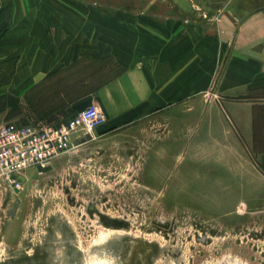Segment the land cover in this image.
I'll use <instances>...</instances> for the list:
<instances>
[{
    "label": "rangeland",
    "instance_id": "rangeland-1",
    "mask_svg": "<svg viewBox=\"0 0 264 264\" xmlns=\"http://www.w3.org/2000/svg\"><path fill=\"white\" fill-rule=\"evenodd\" d=\"M33 1L45 7V0ZM51 1L81 11L87 22L95 18L91 10L170 6L169 0ZM207 21L230 43L237 21L222 12ZM113 64L111 75L119 71ZM216 70L187 99L79 128L43 173L26 169L21 188L1 183L0 264H264V166L212 87ZM12 100L0 89L1 120L54 125L80 111L45 118V81L16 105Z\"/></svg>",
    "mask_w": 264,
    "mask_h": 264
},
{
    "label": "crops",
    "instance_id": "crops-1",
    "mask_svg": "<svg viewBox=\"0 0 264 264\" xmlns=\"http://www.w3.org/2000/svg\"><path fill=\"white\" fill-rule=\"evenodd\" d=\"M169 1L91 10L95 18L87 22L81 11L51 0L45 7L0 0V79L6 80L0 89L16 105L45 81V118L97 102L107 119L123 121L191 97L207 87L219 62L212 87L264 166V0ZM221 12L237 21L230 43L207 21Z\"/></svg>",
    "mask_w": 264,
    "mask_h": 264
},
{
    "label": "built area",
    "instance_id": "built-area-1",
    "mask_svg": "<svg viewBox=\"0 0 264 264\" xmlns=\"http://www.w3.org/2000/svg\"><path fill=\"white\" fill-rule=\"evenodd\" d=\"M105 120L103 107L97 102L54 125L0 119V185L21 188L26 169L36 167L43 173L55 157L70 148L79 128L92 130Z\"/></svg>",
    "mask_w": 264,
    "mask_h": 264
},
{
    "label": "bare ground",
    "instance_id": "bare-ground-1",
    "mask_svg": "<svg viewBox=\"0 0 264 264\" xmlns=\"http://www.w3.org/2000/svg\"><path fill=\"white\" fill-rule=\"evenodd\" d=\"M15 210H16V208L15 209L13 208V213H14Z\"/></svg>",
    "mask_w": 264,
    "mask_h": 264
},
{
    "label": "water",
    "instance_id": "water-1",
    "mask_svg": "<svg viewBox=\"0 0 264 264\" xmlns=\"http://www.w3.org/2000/svg\"><path fill=\"white\" fill-rule=\"evenodd\" d=\"M10 214H13V211H12V212H10Z\"/></svg>",
    "mask_w": 264,
    "mask_h": 264
}]
</instances>
